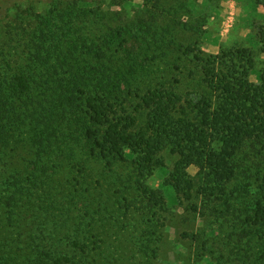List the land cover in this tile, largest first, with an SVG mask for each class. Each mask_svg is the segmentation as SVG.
Instances as JSON below:
<instances>
[{
    "label": "trees",
    "instance_id": "trees-1",
    "mask_svg": "<svg viewBox=\"0 0 264 264\" xmlns=\"http://www.w3.org/2000/svg\"><path fill=\"white\" fill-rule=\"evenodd\" d=\"M131 1L0 0V25L6 22L0 26V187L6 192L0 209L10 224L12 218L20 222L23 257L29 261L37 252L31 247L36 226H64L57 207L65 212L79 201L93 209L105 174L129 162L136 173L134 199L157 218L138 249L151 264H158L160 213L164 227L169 221L165 196L144 182L156 170L176 204L195 219L234 220L229 239L237 254L248 250L242 264H264V23L255 28L256 50L229 47L212 56L200 48L199 21L187 26L178 19L182 7L167 8L164 0L162 11L159 0H143V9L125 13ZM38 4L43 12L36 13ZM250 4L264 8V0ZM257 55L263 56L258 70ZM254 72L257 83L249 78ZM79 144L85 152L77 157ZM170 157L176 159L172 169ZM16 158L20 168L11 167ZM91 159L106 163L99 178L86 164ZM98 220H88L89 235ZM74 226L79 256L86 231L81 223ZM192 240L222 264L224 255L207 239ZM5 250L0 264L21 259L10 258L12 246ZM38 255L43 262L45 250ZM58 261L50 264H70Z\"/></svg>",
    "mask_w": 264,
    "mask_h": 264
},
{
    "label": "rangeland",
    "instance_id": "rangeland-1",
    "mask_svg": "<svg viewBox=\"0 0 264 264\" xmlns=\"http://www.w3.org/2000/svg\"><path fill=\"white\" fill-rule=\"evenodd\" d=\"M159 1L161 10L164 11V0ZM166 1L165 6L167 8L175 6L183 8L181 13L184 18H182L181 13L180 15L177 12V15H179L178 19L180 18V21L185 25H196V22L199 21V26H195V30L201 28L202 32H200L198 42L205 54L216 56L220 54L222 48L228 49L229 47L256 50L255 28L258 29L264 23L263 7L254 9L250 4V0H176L175 3L173 0ZM145 3L143 0H132L123 9L125 13L132 14L143 9ZM151 5L148 4L149 13L155 16L157 14ZM80 7H84V5L80 4ZM44 9L45 5L38 4L35 11L40 13ZM112 11H119V9L112 8ZM5 23L3 22L0 26H5ZM164 23L169 25V19L164 18ZM161 27H164V25ZM190 37L193 36L190 35ZM262 60L263 56H256V70L261 67L260 62ZM1 75L0 79L2 78ZM249 78L252 83H257L258 76L256 72L252 73ZM22 145L16 150V154L20 157L23 155ZM77 149V157L84 154L85 148H82L81 144ZM0 152H2V149ZM162 156L164 158V154ZM4 160V155L0 153V171L5 169V164L2 163ZM91 160L94 162L89 161L86 164L93 170L94 177L99 178L102 172H106V163ZM18 161L19 159L16 158L12 163L10 162L11 167L20 168L21 165L17 163ZM175 161L174 157H170V160H167V167L172 169ZM188 173L194 176L196 169L189 168ZM135 176L136 173H134V169L129 162H119L114 165L113 173L105 174L106 180L102 184L105 190L99 192L100 196L92 197V199H95L93 209H83L79 201L69 203L65 212H60L63 209L57 207L58 210L55 211L57 220L64 226L57 230L48 226L40 230L41 227L36 226L32 238L35 247L32 245L31 247L38 253L32 254L29 261L23 257V253L26 254L24 252L25 245L17 239L20 233L17 224L19 225L20 222H17V218H12L10 224L8 214L5 215V211L0 209V255L5 253L6 245H10L13 247L10 258L17 259L21 256L20 260L15 261L16 264H22V262L25 264H50L51 261L55 262L57 260L59 262L60 258L69 260L68 263L70 264H151L146 256L138 253V249L144 245L146 239H149L145 237L144 232L151 227L150 222L154 221L156 223L157 218H152V213H149L147 208L142 207L140 197H137L138 201L134 199V195H136V190H134L136 188ZM129 178L132 182L126 181ZM164 180V174L156 170L153 175L144 181L150 189L161 191L167 202L165 217L169 221L166 223V227H164V212L163 214L160 213V226H162V229L158 228V232L162 230V233L157 236L160 240L158 244V264H216L214 260L218 257L217 254H214V256H211L208 252L202 254L198 250L200 247L198 242L192 240L196 236H199L200 240L202 237L203 241L207 239L213 252L217 251L215 249L222 252L220 253L224 255L221 260L222 264H242L245 258H241V256L248 254V250L243 249L239 251L240 254H237L238 250L233 240L229 239L230 235L236 233L237 225L235 226L234 220L233 223L228 222L223 223V225L221 224L223 218H220V222L217 221L216 223L213 222V218L207 220V218L198 216L195 219L185 211V205L176 204L173 190L164 187ZM4 189L0 187L1 197L6 195ZM79 191L78 196L82 194V190ZM129 196L136 202L130 201ZM168 196H172L173 200ZM88 197H84L85 204L88 203L87 199H90ZM5 199L0 200L2 207H4ZM128 201L130 205H127ZM126 205L127 208H125ZM84 211H86L85 214ZM94 218L99 220L97 223L94 222L95 230L91 231L89 235L88 232L91 228L89 226L87 228L86 224L89 223L88 220L90 219L95 221ZM73 222L81 223L86 231L83 232L85 236L82 235L79 244L85 252L79 256L75 254L80 253L78 251L79 246L73 243L75 227ZM231 232L232 234H230ZM91 235H94L99 243H95ZM67 237L70 238V242ZM89 238L90 242H88ZM14 247H16L15 250ZM42 250H45L46 257L43 258V262H39L38 254ZM254 252L256 251L254 250ZM47 255H50L51 258H47ZM63 262L64 264L67 263L66 261Z\"/></svg>",
    "mask_w": 264,
    "mask_h": 264
}]
</instances>
